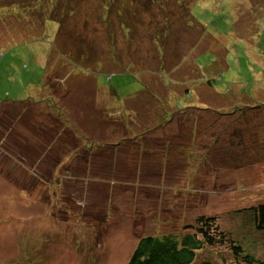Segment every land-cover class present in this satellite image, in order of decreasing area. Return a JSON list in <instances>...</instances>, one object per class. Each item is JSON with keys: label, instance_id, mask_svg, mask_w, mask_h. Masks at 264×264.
Segmentation results:
<instances>
[{"label": "rangeland", "instance_id": "374dc122", "mask_svg": "<svg viewBox=\"0 0 264 264\" xmlns=\"http://www.w3.org/2000/svg\"><path fill=\"white\" fill-rule=\"evenodd\" d=\"M105 2L108 9L104 0H0V103L9 102L0 109V264H127L147 232L180 233L202 213L264 260V232L247 211L237 214L264 204V14L248 0H198V23L188 28L169 0L162 8L153 0ZM184 81L190 94L182 97ZM170 91L178 104L202 109L148 132L141 145L122 136L126 149L111 155L113 127L132 136L115 96L131 95L128 105L139 112L127 123L142 134L155 124L144 107L169 114ZM189 138L205 154L187 186L178 161L187 156L171 147L186 149ZM65 146L72 149L62 159ZM232 257L224 247L202 255L218 264Z\"/></svg>", "mask_w": 264, "mask_h": 264}, {"label": "trees", "instance_id": "16d2710c", "mask_svg": "<svg viewBox=\"0 0 264 264\" xmlns=\"http://www.w3.org/2000/svg\"><path fill=\"white\" fill-rule=\"evenodd\" d=\"M120 1H122V0H120ZM197 1L198 0L191 1L190 4L187 5V8H185V6L183 5V0H169V4H172L173 2L177 4L178 15L180 13V16L185 20L183 22V24H184L183 26H185V23H186L187 27L190 28V24L194 23L196 25L198 23L197 20L195 19L196 15L194 13L195 10L193 8ZM248 1L250 3L249 5H250V9L252 11H257V13H259V14H264V0H248ZM154 3L156 5H158V7L162 8L163 6L167 5L168 0H165V3L163 5H160L158 0H153V4ZM104 7L107 9L109 8V6H107L105 0H104ZM222 10L223 9L220 8L218 11L221 12ZM198 11L200 12L201 10L199 9ZM197 15H199V14H197ZM260 18H262V16H260ZM262 19H264V18H262ZM199 20L203 23L205 22V20H202L200 17H199ZM103 22L104 23L107 22L106 16L103 18ZM199 25L202 27L201 24H199ZM230 25L233 26V22H231ZM126 27H127V29L125 31V37L127 38L129 36L130 31L128 29V26H126ZM194 31L195 30H191V32L189 34L194 36L195 35L193 33ZM197 34L195 36H196V39L198 40ZM57 36H58V33L55 34V37H57ZM198 42L200 44L202 41H198ZM153 43L155 44V46H157L156 52L159 55V64H160L159 69H163V67H164L163 65L165 64V63H163V59H164L163 57L165 56V54H164V48L162 45L161 35H159V37L157 36V38H155L153 40ZM210 44H211L210 45L211 47L212 46L215 47L214 43H210ZM203 50H205V49H203ZM215 50H216V47H215ZM197 52L199 53L201 51L197 50ZM192 56H193V52H191L188 55V58L183 55V57H180V59H177L178 61L176 60L175 65H173V62H172V64L170 62L169 65L171 64V67L174 70H178L179 65L181 63H183L184 61H186V59H187V61H190ZM122 59H124V57ZM169 60H172V58H170V56H169ZM193 63H194V61H193ZM202 63H201V65H203V68H205L204 63L203 64ZM128 64H129V71L132 72L135 69V63H132L130 60H128ZM187 64H189V63H187ZM172 72H175V71H172ZM139 74H140V72L137 69H135V75H139ZM159 78H162V73H161V77H159ZM177 78L178 77L174 76V83L173 84H175L176 82L179 83V80H177ZM184 84H185L184 85L185 88H183V90H182V95H181L182 97L184 95L190 94V89L188 88V85L185 83V81H184ZM110 87L113 88V86H110ZM146 87L150 88V84L148 83V86H146ZM196 92L198 95H200V93L198 91V87H196ZM157 94H161V93H158V91H157ZM163 94H165V92ZM130 96L131 95H128V94H126L125 96L122 95L121 97L115 96L118 98V100L116 99L117 100V106H118L117 112L123 113V114H121V115L119 114V115H120V117H122V115H124L123 118L126 119V123L125 124L123 123L124 128L126 129V131H128V134H132V136L131 135H128V136L124 135L123 129L121 126L120 127L118 126L116 128L113 127V129H115V130L112 132L111 131L108 132L111 136H113V137L116 136V138H115L116 140H114L113 142H110V144H106L107 146H109L111 148V150H112L111 155H113V156H115L117 153H120L122 150L126 149V147L124 146V144H125V138L124 137H128V138L130 137V139L135 138L134 145H136V146H137V144L141 145L142 143L141 142L138 143V140L143 141V139L144 140L147 139L148 138V136H147L148 132H152V131L156 130V128L157 129H163L164 127L166 128L167 122L169 123V126H171L172 123L174 122V119L178 118L179 116L188 118V115H187V113L189 111L188 109H195V110L202 109V107H198V106H189V105H184V104L183 105L178 104V99H181V98L177 95L176 92L170 91V93H169V105H171V108L169 107L170 108L169 114H164V115L162 114L163 116L160 118L161 111H160V109H158L157 104L153 108L150 105H147L144 107L145 111H148L149 113L152 112V114L155 115V116H152V118H151L152 119L151 122L153 124L154 123L155 124L153 127H149V129L142 132V134L145 133L144 136H142V134L134 133L132 131V126H130L127 123V121L132 122L135 114L139 112L138 109H137V112L135 111V109H133L134 106L128 105L129 101H131V104H133L132 103L133 100L130 99ZM123 102L124 103L127 102L125 107L123 105ZM7 103H9V102L2 101L0 103V109L3 107V105H5ZM11 103H15V102L13 101ZM19 105L20 104L17 102L15 107H17V111L19 112V115L22 116L24 119V117L26 118L27 114L24 112V108L22 107V105H20V106ZM139 106H142V104ZM162 107H164V105L159 106V108H162ZM204 108L205 107H203V110H209V111L211 110L213 113H215L214 111H216V110L213 111L212 109H209V108H206V109H204ZM55 110H56V108H55ZM57 111L59 112V114H61L60 109H57ZM155 111H157V112H155ZM216 112L219 113L220 115H230L231 114V112H222V111H216ZM157 119H158V121H156ZM191 120H193V119H191ZM11 122H12V124L18 125L17 124L18 120L16 118H12ZM67 126L70 129H72L71 122L68 121ZM49 127H51V126H49ZM194 135L195 134H193V136ZM86 136L87 135H84L83 133H81V135H78L76 133L75 135H73V138H76L77 140L78 139L82 140ZM88 136H87V139L84 140V143H86L85 148L87 150H92L94 153V151H98V150H95V149H97L95 147V143L93 142L92 138L90 136L89 137ZM122 136H124V137H122ZM193 139H191V138L188 139L187 144H186V149L182 145L178 146L177 143L173 144L171 147V149L175 150L176 153L185 154L187 156V159H180V158L178 159V161L182 162L185 166L183 182H185L187 184V186H190L191 183L193 184L194 180L196 178H198L197 174H196V172L198 173L197 168L200 166V164H202L201 163V161H203L202 155L205 154V152L202 153V151L200 150V147L196 146V144L193 142L194 141ZM190 143H192L190 145V149H187V147H189ZM161 144H162V142H161ZM165 144H166V142H164V145ZM48 145H49L48 143L45 144V147L47 149L46 150L43 149L40 152V155H45L46 151L50 149V147ZM206 145H207V143H206ZM71 149L72 148L65 146L64 147V153L61 155V158L63 159L65 157V154L67 153V151H69ZM229 151H232V149L230 148ZM63 155H64V157H63ZM162 159L164 161L166 159V157H162ZM56 170H55V172H56ZM55 172L53 170V173H55ZM27 177L28 176L26 175V178ZM51 181H52L51 182L52 185H55V186L60 185V182H59L57 176L56 177L53 176ZM136 186H134V187H136ZM246 209L247 208L241 209L237 214H241V213L247 211L249 213V216L251 218V222L253 223L256 231L264 232V204H259L257 206H252L247 210ZM244 241H246V239L242 240L240 238V236H233L231 234V232L222 229L219 226V224L217 223L215 216L204 215L202 213L198 217H196L195 221L188 223V224H185L182 227V230L180 233L175 232L174 230L173 231L169 230L168 232H161V233H158L156 231L147 232V234L143 235L142 237H140L138 239L137 244L135 245L134 249L132 250V252L129 256L127 264H218V262H214V260L210 261V260H204L202 258V255L204 253H213L215 248H218V247H224L233 256L232 260L230 262L223 261V262H221L222 264H264L263 259H260L259 257H257L256 255H254L252 252H250L248 250V247L245 246ZM18 244L19 245L21 244L20 240H18ZM210 257L213 258L212 256H210Z\"/></svg>", "mask_w": 264, "mask_h": 264}]
</instances>
